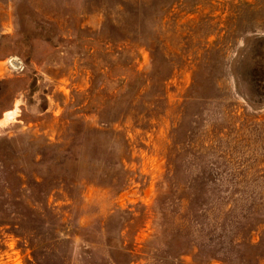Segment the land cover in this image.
<instances>
[{"label":"rangeland","instance_id":"rangeland-1","mask_svg":"<svg viewBox=\"0 0 264 264\" xmlns=\"http://www.w3.org/2000/svg\"><path fill=\"white\" fill-rule=\"evenodd\" d=\"M264 264V0H0V264Z\"/></svg>","mask_w":264,"mask_h":264},{"label":"trees","instance_id":"trees-1","mask_svg":"<svg viewBox=\"0 0 264 264\" xmlns=\"http://www.w3.org/2000/svg\"><path fill=\"white\" fill-rule=\"evenodd\" d=\"M208 264V263H207Z\"/></svg>","mask_w":264,"mask_h":264}]
</instances>
